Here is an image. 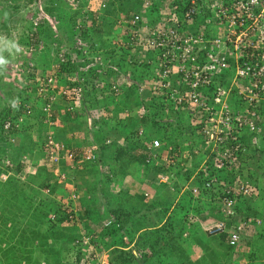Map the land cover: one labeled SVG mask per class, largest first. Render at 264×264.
<instances>
[{
  "label": "built area",
  "instance_id": "2783aa9c",
  "mask_svg": "<svg viewBox=\"0 0 264 264\" xmlns=\"http://www.w3.org/2000/svg\"><path fill=\"white\" fill-rule=\"evenodd\" d=\"M38 1V6L34 1L37 10L29 15L34 28L33 32H29L32 41L29 49L32 51L43 41L35 36L36 30L47 22H57L56 19L53 22L46 7L52 5L57 9L64 5L75 19L77 34L60 54L77 67L74 79L79 83L60 86L55 78L49 76L51 89L55 92L58 88L59 94L50 95L43 106L50 123L57 124L54 103L59 96L64 97L67 103L84 102L86 95L82 83L87 80L91 68L96 67L98 71L118 70L119 64L111 56L106 58L101 51L92 55L90 42L81 33L84 26L91 23L93 13L108 8L110 0H88L83 7L81 0ZM138 1V11L117 21L121 32L113 39V44L117 52L129 51L126 56L128 62L140 59L142 53L145 56L141 58L142 62L153 66L152 78L140 85L139 93L143 94L148 86L150 95L146 100L162 99L164 113L159 120L167 126L178 116L182 119L187 115L190 125L202 138L207 155L199 166L193 165L198 151L188 149L185 152L191 167L184 170L193 171L189 180L193 182L201 176V180L189 184L187 189L195 198L205 192L214 194L223 218L205 230L226 234L227 242L236 246L242 239L243 230L252 223V218L240 214L238 205L241 200H246L243 205L246 209L247 202L260 194L250 177L241 172V155L247 149L240 135L243 129L252 133L261 129L260 111L264 108V0ZM92 84H89L90 91L100 98V92L96 91L104 88L105 82L96 79ZM69 106L72 108V105ZM31 111L29 109L28 113ZM88 115L89 119L101 118L93 109L88 111ZM19 125L20 122L7 119L2 130L14 139L12 131ZM44 145L46 153L51 156L48 165L51 168L55 166V182L58 184L57 187L46 188L60 210L54 212L51 218L55 220L61 215L65 226H78L80 229V236L72 243V259L68 264H110L107 259L109 254L104 253L107 248L101 235L83 229L82 221L85 223L87 220L80 216L81 210L76 203L78 191L67 194V190L64 189V193L61 190L71 185L66 173L60 170L62 160H66L68 167H73L75 162H96L97 155L90 148L93 145L81 147L82 154H78L51 133ZM161 146L159 138L149 144L150 149ZM166 152L154 153L151 150L152 160L166 156L168 163L174 164L183 159L182 155L179 157L170 150ZM113 221L112 217L108 218L104 228L112 225Z\"/></svg>",
  "mask_w": 264,
  "mask_h": 264
},
{
  "label": "rangeland",
  "instance_id": "374dc122",
  "mask_svg": "<svg viewBox=\"0 0 264 264\" xmlns=\"http://www.w3.org/2000/svg\"><path fill=\"white\" fill-rule=\"evenodd\" d=\"M7 1L8 0H0V125L5 118L3 112L5 111L6 108L9 107L11 109V117L15 118L16 116H18V121L21 123L23 122L25 126L23 125L22 126L23 128H21V126L17 127V129L19 128L21 129L16 130L17 132L14 136V139H11L9 135H8L9 138H6L7 134L3 132L2 126H0V264H8L9 262L7 260V257L9 256H13V257L19 256L20 258L25 253H27L26 252L27 249L28 251H31L30 250L31 247L26 242H27V238H29V234L33 233L34 231L33 229L36 226V220H37L36 216H38L39 210L41 211L42 209L41 202L46 203L47 200L53 199L46 192V188L49 187L48 185H46V183L47 184H50V182L53 183L52 180L54 179V178L52 179L49 172L56 171L54 170L55 166L51 168L48 165L49 164L48 161L51 156L48 153H46V147L44 145L45 139H47L48 134L51 133L57 140L67 143L71 148L75 149L78 154L79 153L82 154L81 147L80 148L77 147V144H79V140H80L79 135L78 134L76 135V133H69V132L71 131L75 132L77 129L83 127L84 125L81 122L84 120L86 121V124L89 123V125H92L94 123V120H97L99 118L91 117L89 119V116L88 118L86 117L83 118L81 116L83 111L81 110L84 109L87 114L88 111L92 109L96 110L98 111V114H100L102 118L111 120L113 125H115V123H117L113 117L114 116L113 110L115 109V107L110 106L111 104L110 96L115 97L114 95H117L116 97L120 98L119 100H121L122 102L125 100V97L127 96L125 92L128 91L130 87H133L135 85L137 86V87L134 86L135 90L140 91V85L142 84V82H140L138 86L137 81H134L136 77L133 74V72H131V70L125 71L126 67L125 68L122 67L120 74L124 73L125 75L119 74L118 78L115 80H114L115 76H113V79L112 77H109L110 78L109 81L111 82L107 83V86H105L101 90L96 91L97 93L100 92V94H106V96L111 94L110 96H108V99L104 98V102L101 99L102 105H97V106L95 105L96 107L85 106L86 105L85 102H89L90 105L93 101H96L93 99L91 100V98L90 99L87 98V100L85 99L84 103L81 100H79L78 104H76L74 101H71L68 104H66L64 97L59 96L56 99V102L54 103V107L56 109L55 117H60L58 118L60 120L58 121L57 124H51L50 121L47 119L45 111L43 110L44 103L47 102V94L43 95V98L41 99L36 98L37 96H35V94L34 95L30 94L31 86L29 84L31 82L27 74L29 70H31L32 68V67L30 68V65H32V62H35V60L42 61V59H44L48 61L50 60L49 58H53L52 55L48 52L50 51V47H49L50 42L48 40L44 42L43 41L40 42L38 48H36V50L34 51L29 49L30 47L29 46L30 44L28 43L29 36L27 35L26 27L29 25V23H31L29 19V15L34 13L35 10H37L39 1L28 0L26 2V5L24 6L22 5L21 8L19 9L18 7L16 8L15 4H11V3L8 4ZM18 1L19 0H16V2ZM34 1L36 2L37 6L36 4H34ZM86 1L87 0H82L83 3L82 5H84ZM133 3L134 5H136L138 3V0H133ZM115 4L120 6L118 0L115 1ZM61 9H66V8H61ZM117 10L118 8L116 9L117 15L114 16L113 19V21L116 22V24L119 19L121 20L123 16L128 14L125 13L127 9L124 11L123 10L120 11V7H119L118 10L119 12ZM60 12L59 15L62 14ZM26 14H28V17H26L27 16ZM95 14H98V12H96ZM55 15L59 17L58 14ZM53 18L54 17L51 15V19L55 23V18L54 19ZM50 24L51 23H48L43 26L47 27V25L49 26ZM56 31L58 33L59 30ZM53 55H54V51H53ZM142 57L145 56L142 53H140L139 58ZM50 62L52 63V61ZM54 66H56L55 63L53 64V67ZM143 66L140 67L142 68ZM38 72L39 74H41V76H47L46 72H44L41 68L38 69ZM149 80L150 79L144 81L143 83H146ZM44 81L46 83V86L49 88L50 85L48 83V80H44ZM53 93L59 94V89ZM97 95L98 94H95L96 99L98 100L99 98H97ZM157 99L158 101L155 99H147V100L154 103L153 106L157 108L159 107L160 110L158 111L156 121L160 125L159 118L161 114L163 115L164 113L163 111L164 103L161 98L157 97ZM127 101L128 102L131 101L129 102L131 106L126 105ZM69 105H72V108H70ZM120 107H121V111L119 113L120 114L119 118L125 121L128 120L129 123H132L133 128H129L128 125H124L119 131V134H117V132L112 133V135L109 136V140L112 141L117 140V142L121 141L122 146L128 147L131 141H129V139L125 140V138H123L122 136L125 137L128 132L133 130L135 133L137 132L138 133L136 137L132 138V140L139 141V144L141 143H143V145L145 144L146 147L149 148V151L152 150V152L154 153H157V150L160 153H164L165 151V154H167L166 151L168 150L165 147L162 148L160 147L159 149H150L149 147L150 142L157 137H153L151 135L152 132L150 134L148 130L150 129L153 130L154 131L153 134H156L157 130L154 129L153 127L147 128V126L144 125L145 121H141V122L139 121V120H143L144 117L149 118L150 115L152 114V112L149 111L146 107V98H143L140 95V97H137V99L135 98H133V100L126 99L124 101V105H121ZM29 109L32 110L30 114L28 113ZM132 117L135 118L131 120ZM63 118L65 120H62ZM136 118L139 121L138 124H136L137 123ZM260 118H261V123H260L261 129L258 131V133L256 132L253 133L259 135L254 138L255 144H259L261 138L262 139L264 138L263 115L261 116L260 114ZM146 134L148 135V138H146L147 137ZM119 135L121 136L119 137ZM189 136L192 137L193 134L191 132L189 134L183 132V134L180 135L179 132L177 131L172 133L170 132L167 135L164 134L163 142L164 144L166 142L167 146L169 144H171L169 146H174L173 144H176L180 139L179 142L183 144V146H185L186 144H189V140H188ZM91 140H92L91 142L87 141L85 143H81V145H83V147L93 145L90 148H92L94 151L93 153L97 155L96 162L98 163L99 174H96L94 176L93 174L92 175L90 174L91 173L90 171H93L92 169L93 167L91 165L95 164L94 163L95 161L93 160L80 162V163L75 162L73 166L77 167L79 170H81V172H83V170H86V173L90 172L89 175H91V177L87 178V181L89 179L90 180L92 179L93 181V178L97 176L98 184L100 187L102 183L104 184V179L108 171L110 170V166L109 165L104 166L105 163L103 159L99 157L97 152L99 148L98 144L95 142V139L93 140L92 137ZM68 142H71V144H69ZM133 150L134 149L130 148L129 150L130 156L134 157V155L137 152L140 153V151L136 149L134 151ZM185 152L181 154L183 156V159H181V161H176L174 164H169L168 158L166 159V156L165 158H162L160 160H158L157 158L153 160L157 168L161 172L159 173V171H157L156 177L155 176L152 177V183L150 184V188H155V187L156 188L159 187L161 189L163 188L165 192L169 191V193L172 194L176 190L181 189V187H186V186L188 187L189 184L196 183V180L193 182L190 181L189 180L190 178H188L189 176L185 174L186 172L184 169L191 167L190 160L187 159L188 157H186ZM259 153L260 152H258V154ZM104 158L107 159L106 157ZM137 158L138 160H140L139 156ZM243 158L244 160L240 166L241 172L244 175H248L250 177V180L260 190V194L250 202L254 205L256 211L261 216L264 217V167H258L257 166L258 163L256 161L253 162L252 160H250L247 153L244 155ZM108 159H111V157L109 156ZM179 159L180 158H178V160ZM88 162L91 165H89ZM62 165H66V160L64 159L62 160V164L60 165V170H62V168L64 167ZM17 166H20L19 172L16 171ZM156 166H153L154 171L151 172H155ZM251 173L254 174L253 177H251L250 175ZM153 174L155 175V173ZM83 175L84 173L73 172V174H71L70 176V179L71 181L73 179L75 183H77V186H75L74 184L73 186L67 185V189L66 188L61 189L62 192L65 189L67 190V194H68V192L71 193L73 190H76L78 191V196H79V191L81 189V186L83 188H88V186H90L88 185L87 181L84 186L81 184L80 178ZM167 176H169L168 179ZM118 177L121 179V175H118ZM161 184H163L162 187ZM57 185L55 182L51 184V187H57ZM117 188L116 190H114V192H118ZM89 189L91 190L92 188L89 187ZM186 192L189 193L188 189H186ZM203 194L205 193H202V195H200L198 198L197 196L195 198L193 195H190L189 193L187 194L188 198H186L188 199V201H191L193 199L195 200L194 201L195 205H193L192 207L201 209L200 213L195 214L192 210V207L187 206L188 214L187 215L184 214L185 212L184 213L182 212L181 214L182 216L183 215L187 216L186 219H184L186 223H189L191 225L197 224L198 227L195 228L199 231L203 230L204 234L208 237L209 242H205V244L207 243L209 246L208 249L205 246H201L200 244V247H202V249L205 252L204 258L205 259L210 258L209 260H213V263L214 261H216L218 264H220L219 262L225 261V259L227 260L229 255L230 256L233 255L237 261V264H246V262L247 264H264V235H261L260 237L259 236L256 237L255 235L252 236V234L249 233L247 234L243 233L242 239L240 240V244L237 247H232L227 241H219V237H220L219 234L209 233L205 230L209 226H212L215 223H217L219 220H221L223 218V213L221 209L217 210V208L216 209L213 208L212 210V207L207 205V203L203 204V201H211L210 199L204 198ZM93 197L94 195H91V199ZM164 198H167L166 195H164ZM44 199L46 201H44ZM215 202L216 201L214 200V203ZM76 203L77 205H79V199H77ZM247 204L249 203L247 202ZM159 211H161V208H159ZM82 212L83 214L84 213L87 214L86 209H84ZM201 212H205L207 216L206 220L202 218ZM219 213L220 215H218ZM167 214L165 217H167ZM153 217L155 222L161 220V217L158 218L157 215L155 214L153 215ZM210 217L213 218L210 219ZM106 220L107 219H102L98 222L96 221V223L88 220V222L92 223V224L91 223L88 224V227L82 221V226L83 229H85L88 233L89 232L91 234L92 232H94L95 234L97 233V235H101L102 241L106 240V237L108 238L107 239L108 241L111 240V238L108 235L106 236L102 235L105 229L104 222ZM39 227L41 231L46 233L47 226L45 224ZM262 229H264V225L262 226ZM53 233L61 234V232L58 233V231L56 230H54ZM183 234L184 236L189 237L191 232L186 231L184 229ZM69 235H70L69 233L66 234V236ZM245 240L246 241L249 240L248 242H252V245L251 243L246 245L244 243ZM55 241L56 240H54V244L49 246V250L52 249V247H54V249L56 248L60 249L61 250V254H59L61 258L60 260L62 261L63 264H68L69 261L72 259L73 244L64 241L63 243H60L58 246H55L56 245ZM181 242L182 241L178 242L177 240L172 238H164L161 243L162 245L161 249L164 247V249L165 248H167L168 250L171 249L172 252L176 253V251H178L180 247ZM35 245H37V243H35ZM38 246H35L36 248L34 247L35 251L37 252L36 257L39 258L38 264H57L54 260H52V262L50 263L45 258L44 255L47 256L48 248L46 249H44L45 247L37 248ZM256 246H258L259 248L257 249ZM249 248L253 251L254 257L255 258L257 257L258 259L253 263L248 262L247 252H249ZM212 250L216 252L218 251L217 253L226 252V254L221 256H219V254L215 255V253L212 252ZM134 252H136V254H139L140 248L134 249ZM104 253L109 254V256H107V259L109 263L112 264L110 248H107L106 251H104ZM51 254L53 256V253L50 250L49 255ZM162 260L164 261L163 264L174 263V261L170 257ZM198 262L204 264V260L199 259ZM225 262L226 264L230 263L229 260ZM153 264L156 263L154 262Z\"/></svg>",
  "mask_w": 264,
  "mask_h": 264
},
{
  "label": "trees",
  "instance_id": "16d2710c",
  "mask_svg": "<svg viewBox=\"0 0 264 264\" xmlns=\"http://www.w3.org/2000/svg\"><path fill=\"white\" fill-rule=\"evenodd\" d=\"M115 1L117 0H111L110 1V5L108 8H103L102 10H100L98 12V14H94L93 13V20L91 22V24H87L86 26H84V28L81 30V33L83 35V37L85 36L86 38L89 39L91 45L89 47V51L91 52L92 55H95L96 53H99V51H101L103 53V55L108 58V56H111L113 58V61L118 63V70H111V69H106V70H102V71H98V69H96V67H93L90 69V71L87 74V80H85L82 84H84V88H85V95H86V100L87 98H91V100H96L93 101L90 105L89 102H85V106H90V107H96L98 104L100 103L101 100H97L96 96H95V92H91L90 88H89V84H92V81L96 80V79H102V81L105 82V86H107V83H110L111 81L109 77L115 76L116 78H118L120 72H121V68L122 67H126L125 71H129L131 70V72H133V74L135 75V79L134 81H137V85L139 86V83L144 81H147L148 79H151L153 76V66L147 64L146 62H142V59H138L135 58L130 62H128L126 60V56L129 54V51L124 49L121 52H117V47L116 45L113 44V39L118 35V32L120 31V29H116V22L113 21L114 16L117 15L116 9L120 7V11H124L127 9V11L125 13L128 14H133V11H138L140 9V5H139V1L136 5H134L133 0H118V2L120 3V6L115 4ZM64 8V5L59 6V8L56 9V7H53L52 5L47 8L48 11H50L51 13H55V11H57L55 14L59 15V9ZM117 10V11H118ZM119 12V11H118ZM61 15H59L58 19H59V32L58 34L54 35L50 25L47 27H41L39 29V33L36 34V36L39 38H43V42L48 40L50 42V51H48L53 58H49L50 60L46 61L44 59H42V61L39 60H35V62H32V65H30L31 70H29V72L27 73L29 78H30V88H31V93L32 95L35 94V96H37L36 98H43V95L47 94V100H48V96L55 94L53 93V90L51 89V87H47L46 83L44 80H48V77L52 76L53 78H55V81L58 85L60 86H66V85H76L79 83V81H76L74 79V75L77 71V67L75 66L74 63H72L70 60H67L65 57L66 56H61L60 52H63L66 50L67 48V44L69 43V41L71 40V38L75 35V32L73 31V20H74V15L71 14L69 12L68 9H61ZM104 27V28H103ZM55 43H57V45H55ZM52 49V52H51ZM53 51H54V55H53ZM50 55V57H51ZM55 59V60H54ZM52 61V63L50 62ZM54 61V62H53ZM56 64V66L53 67V64ZM144 65V66H143ZM131 66V69H130ZM140 66H143L142 68ZM41 68L44 72H46L47 76H41V74H39L38 69ZM138 70V72H137ZM49 75V76H48ZM120 75H125L124 73H121ZM146 84V83H144ZM135 86V85H134ZM130 87V89L128 91L125 92V94L127 95L126 97H128L129 95H133L135 94L137 97H140V95L143 98H147L150 95V92L148 91V86L145 87V91H143L141 93H139L138 90H135V87ZM58 89H56L57 91ZM111 94L107 95L106 94H101V99L104 102V98L108 99V96H110ZM110 96L111 97V104L110 106L115 107V109L113 110L114 113V120H116L117 123H115V125H113V123L111 122V120L109 119H104V118H99L97 120H94L93 125H95V127H99V130H95L93 132V136L95 139V142L98 144V155L100 158L103 159L104 161V166L109 165L110 166V170L108 171L107 175L105 176L104 179V188L108 193H104V197L106 198V205L108 207V212L110 214V217L114 220L112 222V225L106 227L104 229L103 232V236L108 235L111 240H108V238H106V240H103L104 243V247L105 248H110V254H111V259H112V264H153L154 263V259L157 257L159 259L160 256V250H161V243L162 240L164 238H172V239H177L179 241L184 242V244H187V241H190L189 237L184 236V229L186 231L191 232L190 237H193V239L195 240V242H197L199 245L201 244V246H205L207 249L209 248L208 244L205 242H209L208 237L204 234L203 230H197L196 228H188V224L186 223V221L184 219H186V215L188 214V209L187 206L184 205L185 204V199L186 197L182 198L174 208L172 210V212L169 214V216L166 219V222L161 226V227H157L155 226V228L152 229H147L145 232H142L141 234H139L137 240H136V245L140 248V252L139 254H136V252H134V248L133 249H123V248H119L118 245H124L126 242L124 241V237L125 234L126 236L129 238V241H132L135 237L134 234H136L140 229L144 228L146 224H154L156 223L154 221V217L153 215H157L158 218H165L166 214L169 212L170 207L173 203V199L172 198H160L159 200L158 198H156L155 200H153V202L148 205L146 203H144V199L145 197L148 195V192L144 193L143 195H139L138 196H134V198H136L135 200H138L136 205L133 206L134 208V214L130 213L128 214V212L124 213L122 210H120L119 205H117L115 203V200L113 199V195L110 193L109 188H110V184H112L115 181H118L119 177L118 175H120V173H118V170H121V175L125 174L126 172H128L129 169V165L134 161V159H136L138 156L140 158V160H138V158L136 159V162L139 163V165L143 166V168L146 170V173H150L151 171H154L153 166H156L155 162L152 159V153L151 151H149V148L146 147V145L143 143L139 144V141H134L132 140L133 137L137 136V133H135L133 130L128 132L127 135L123 138L129 139V141H131L130 145L128 147L122 146L120 143L117 142V140H110V142H107L109 139V136L112 135V133H116L119 134V131L121 130V128L124 125H128L129 128H133L132 123H129L128 120H122L121 118H119L120 116V111H121V105H124V101L127 99L125 98L124 101L121 102V100H117L118 97H116L117 95ZM136 97V99H137ZM95 98V99H94ZM135 98V97H134ZM123 99V98H122ZM84 103V102H83ZM66 104L67 101H66ZM96 105V106H95ZM129 105V102L127 101V104ZM154 103H152L149 100H146V107L149 111L152 112V114L150 115V117H144L143 120H139L141 121H145V126H147V128L149 127H153L154 129L157 130L156 134H153V130H148L149 133L151 134L152 132V136L153 137H157L159 139H161L162 141V147L167 148V150H170L173 154H177L181 155L185 152V150H197L198 153H196V156H194V161H193V165L195 167H197L198 165H200V163L203 161V159L206 157L207 155V151H205L203 149V141L202 138L196 134V132L194 131V128L190 125L189 119L187 115H184L183 118L181 119L179 116L177 117L178 119H175L174 122H171L170 124L168 123V125L166 126L164 121L160 120V125L157 123L156 121V117L158 115V111L160 110L159 107H155L153 106ZM130 106V105H129ZM123 108V107H122ZM157 108V109H156ZM81 111L82 114L81 116L84 118H88V114L86 113V111L84 109H82ZM261 116L263 115L264 117V108L262 107L261 111H260ZM4 115V120L3 122L6 121V119H12L13 121H16L19 123L18 121V116L11 117V109L8 107L5 109V111L3 112ZM135 118L132 117L131 120ZM137 119V118H136ZM261 119V118H260ZM135 120V119H134ZM138 119H137V123H139ZM3 122H1L2 129H3ZM82 124L86 123V121H82ZM151 124V125H150ZM24 125V123L20 122L21 128H23L22 126ZM97 125V126H96ZM25 126V125H24ZM110 126H115L110 128ZM165 126V127H164ZM19 129H14L12 134H16V130H20ZM179 132L180 135L183 134V132L186 133H192L193 136L192 137H188L189 140V144H186L185 146H183V144H181L179 141L176 144H173L174 146H169L171 144H169L167 146V143L163 142V136L164 134H169L170 132ZM182 133V134H181ZM95 134V135H94ZM147 135V134H146ZM156 135V136H155ZM121 136V135H120ZM241 139L243 140L245 147H246V152L247 155L249 156V159L252 160L253 162L256 161L258 164V167H264V138H261V141L259 144H255L254 142V138L256 136H259L258 134H253L252 132L248 131V129H243L242 133H241ZM6 138H9V136L7 135ZM148 138V135L147 137ZM9 140V139H8ZM166 141V140H165ZM128 142V141H127ZM192 142V143H190ZM11 143V142H10ZM181 144V145H180ZM133 146V147H132ZM136 147V148H134ZM130 148L132 149H136L138 151H140V153H136L133 156H130ZM142 150H140V149ZM182 148V149H181ZM185 148V149H183ZM133 150V151H134ZM132 151V150H131ZM157 152L159 153V151L157 150ZM258 152H260L258 154ZM244 153L241 155V161L243 162L244 160ZM112 155H114L113 157H116L115 160H113ZM111 157V159H108V157ZM104 157H106L107 159H105ZM121 160V164L119 166L118 161ZM95 164L91 165L93 168V171H90L88 173H86V170H83V172H81V170H79L77 167H68L66 165H62L64 166L62 168V172L66 173L67 175V179H70L71 174L74 173H84L85 174H99V170H98V163L94 162ZM64 164V163H63ZM20 166H17L16 171L19 172ZM119 169H118V168ZM90 169V168H89ZM118 169V170H117ZM77 171V172H76ZM157 171H159V169L156 166V174ZM93 172V173H92ZM161 171H159L160 173ZM190 178L191 174L193 173L192 170H187L185 171ZM152 174L154 172H151ZM50 176L52 177V181L54 182L56 180L55 178V174L54 171L53 172H49ZM127 174V173H126ZM251 177H253V173L250 174ZM154 177V176H153ZM187 178V179H188ZM120 180V179H119ZM201 180V176L196 178V181ZM50 184H47L48 186H51ZM163 184H161L162 187ZM191 195V194H190ZM204 198L210 199L211 201H203L204 203H207V205L212 207L217 210H220V205L218 202L214 203V194H207L205 192V194H203ZM127 199V195L124 196L123 195V201L122 203H124ZM205 200V199H204ZM44 201H46L44 199ZM213 201V202H212ZM246 200H241L238 207H239V211L240 214H242L243 216H246L248 218H252V223H251V227H246L243 230L244 234H252V236L256 235V233H259L261 231L260 229V225L258 224V220H261L260 218H258L259 216H261L255 209L253 204H248V207L246 209H243V205L245 204ZM157 202H161L162 207H161V211L155 210V206L157 204ZM250 203V202H248ZM42 209L41 211L39 210V214L38 216H36L37 220H36V226L33 229V233L29 234V238H27V242L28 245L31 247V251H28L27 249V253H25L22 257L19 258V256H9L7 257L8 260V264H38V260L39 258L36 257L37 252L35 251L34 247L38 246L37 248H42L45 247L44 249L48 248L47 250V256H45V258L51 263L52 260H54L57 264H63L62 261L60 260V255L61 254V250L56 248L54 249V247H52L51 252L53 253L49 255V246L54 244V240H56V245L58 246L60 243H63L64 241H67L69 243H73L75 241L76 238H78L80 236V232H79V227L78 226H65L63 224L64 222V217L63 216H59L57 217L55 220L51 218V215L54 212H60L58 204L53 200H47V202L42 203ZM120 204V203H118ZM122 205V204H120ZM144 209L147 210L146 214L144 213ZM156 211V212H155ZM153 212V213H152ZM184 213L186 215H183L181 213ZM87 214H83L82 211H80V216L83 219H86L87 221L85 222V225L88 227V224H90L91 222H88V220L95 222L96 221H100V218L98 217V213L97 212H93L92 210L88 209L86 211ZM150 214V216H149ZM212 214V212H211ZM132 216V224H128L127 220L129 219V216ZM217 215V214H216ZM220 215V213L218 214ZM217 215V216H218ZM130 220V219H129ZM160 220V219H159ZM262 221V220H261ZM45 224L47 227V231L46 233H44L43 231L40 230L41 225ZM153 226V225H151ZM262 228V227H261ZM189 229V230H187ZM195 229V231H194ZM260 229V230H259ZM56 230L58 231V233L61 232V234H55L53 233V231ZM193 230V231H192ZM36 232V233H34ZM69 233V236H66L67 233ZM125 234H124V233ZM66 233V234H65ZM55 234V235H54ZM219 241H227L226 239V234H220L219 235ZM103 238V237H102ZM249 240H245L244 243L247 245L249 243L252 242H248ZM35 243H37V245H35ZM205 244V245H204ZM240 244V242H239ZM238 244V245H239ZM236 246H232V247H237ZM36 248V247H35ZM251 248V247H250ZM249 248V252H247L248 254V262L249 263H253L255 261H257V257H254V253L253 251ZM258 249V248H257ZM34 250V251H33ZM149 250H151V252H148ZM206 251V250H205ZM212 252L215 253V255L219 254V256L221 255H225L226 252H220L217 253L216 251L212 250ZM152 253V254H151ZM141 255V256H140ZM51 260V261H50ZM208 260V259H207ZM230 261L231 264H237L236 259L234 258L233 255H229L227 260L225 259V261ZM209 261V260H208ZM225 261L219 262L220 264H226ZM210 262H212V264H218L216 261L211 260ZM229 263V264H230ZM211 264V263H209Z\"/></svg>",
  "mask_w": 264,
  "mask_h": 264
},
{
  "label": "crops",
  "instance_id": "0c3cea01",
  "mask_svg": "<svg viewBox=\"0 0 264 264\" xmlns=\"http://www.w3.org/2000/svg\"><path fill=\"white\" fill-rule=\"evenodd\" d=\"M134 97L136 99L137 96L135 94H133L132 96L129 95L128 97H125V98H127V100H133ZM99 99L101 100V97ZM119 99L120 98H118L117 100H119ZM129 102H131V101H129ZM101 103L102 102L97 103V104L102 105ZM129 105H130V103H129ZM58 112H59V110H58ZM56 118L57 119H55V120H57V121L60 120V119H58L60 117H56ZM62 120H65V119L63 118ZM83 125H84L83 127H81L80 129H77L75 132L74 131L69 132V133H76V135L77 134L79 135L80 140H79V144H77L78 148L83 147V145H81V143H85L87 141L91 142L92 141L91 137L94 140L93 132L95 130H99L98 129L99 127H95V125H93V124L89 125V123L88 124L84 123ZM110 127L112 128L115 126H110ZM119 137H120V135H119ZM84 139H85V141H84ZM75 140H76V138H75ZM75 140H74V142H75ZM68 143L71 144V142H68ZM118 143L121 144V141L120 142L118 141ZM113 156L114 155H112V157ZM134 158H136V157H134ZM115 159H116V157H113V160H115ZM136 159L129 165L128 172H126L127 174L126 173L122 174L123 176L121 175V170H118L119 168L117 167L118 173H120V175H121V179L120 178H119L120 180L118 179L117 184H116V181L113 182L111 184V187L109 188V191L113 195V199L115 200V203L117 205H119L118 208H120V210H122L124 213L128 212V214H130L133 212L132 214H134V211H135L134 208L135 207H133V206H135L137 201H138V200H135L136 198H134V196L139 197V195H143L145 192L146 193L148 192V195L144 199V203L150 205L153 202V200H155L156 198H158V200H159V197L163 198L164 195H166V197L173 199V203H172L170 210L167 214V217H168L169 214L171 213V211L173 210V208L177 204H179L178 202L182 198H184V197L188 198L187 194H189L190 192L189 193L186 192L187 186L181 187V189L176 190L172 194H170L169 191L165 192L163 190V188L162 189L159 187L150 188V184L152 183V177L153 176L156 177V172H154L155 175L152 174L151 172L146 173L145 172L146 170L143 168L142 165L140 166L139 163L136 162ZM118 163L120 166L121 160H119ZM73 167H75V166H73ZM89 177H91V175L88 174V176H87V174H85L80 178L81 179L80 182L83 186L86 184L87 178H89ZM77 179H79V178H77ZM69 181L73 182V183H71L70 186H73V184L75 186H77V183H75V181L73 179H72V181L71 180H69ZM87 183L90 186H88V188H83L81 186V189L79 191V197L80 198H78L79 199V205L78 206H79L80 210L83 211L84 209H86V211H87L88 209H90L93 212L98 213V217L100 218V220L108 219V217H110V214L108 212V207L106 205V201H105L106 198L103 195L104 193L107 194L108 192L105 189H103L104 184L100 183L101 186L99 187L97 176H95L93 178V181H92V179L91 180L89 179L87 181ZM89 187H91L92 189L90 190ZM116 188L118 189L117 190L118 192H114V190H116ZM91 195H94V197L92 199H91ZM123 195L124 196L127 195V199H128L126 201L124 200L125 201L124 203H122ZM194 201H195L194 199L191 201H188V199H185L184 205H186L188 207H192L193 205H195ZM118 203H120L122 205H120ZM162 204H161V202H157V204L155 206V210H159V208L162 207ZM203 204H204V202H203ZM192 210L195 214L200 213V211H201V209L194 208V207H192ZM146 212H147V210L144 209L145 214H146ZM132 216H129L130 220L129 219L127 220L129 225L132 224V220H133ZM149 216H150V214H149ZM201 216L204 220H206L207 216H206L205 212H201ZM167 217H165L164 219L161 218L160 221H157L154 224H146L144 228L140 229L136 234H134L135 237L132 241H129V238L123 232L125 234L124 241L126 243L124 245L119 244L118 247L126 249V250L133 249V248L138 249L139 247L136 245V240H137L139 234H141L142 232H145L147 229L150 230L152 228H155V226H156V228L161 227L166 222ZM212 218L213 217H210V219H212ZM258 218L263 220L260 223H258L262 227L264 225V219H263L264 217L259 216ZM187 224H188V228H195V227L197 228L198 227L197 224H193V225H191L189 223H187ZM151 225H153V226H151ZM260 229H261V231L259 233H256V235H255L256 237L257 236L260 237L261 235H264V229H262V228H260ZM189 238H190V241H187V244H184V242L180 243V247H179L178 251H176V253L172 252L171 249L168 250L167 248L164 249V247H163L160 250L159 259L156 257L154 262L156 264H163L164 261L162 259H167L170 257L174 261V263H171V264H198L199 259L204 260V264H209L210 263L209 261H211V260H209L210 258H208V260H209L208 261L207 259L204 258L205 252L202 249V247H200V245L197 242H195L193 237L189 236ZM177 241L180 242L179 240H177ZM258 246H256V248H259ZM148 252H151V250H149ZM199 264H201V263H199ZM211 264H212V262H211Z\"/></svg>",
  "mask_w": 264,
  "mask_h": 264
},
{
  "label": "clouds",
  "instance_id": "9594fccd",
  "mask_svg": "<svg viewBox=\"0 0 264 264\" xmlns=\"http://www.w3.org/2000/svg\"><path fill=\"white\" fill-rule=\"evenodd\" d=\"M88 1V0H87ZM86 1V2H87ZM111 1V0H110ZM9 3H11V4H15L16 5V8L18 7V9L19 8H21V6L23 5H26V1H24V0H19L18 2H16V0H12V1H10ZM110 3V2H109ZM83 3H82V0H81V6L83 7L84 5H82ZM109 6H110V4H109ZM108 6V7H109ZM46 8H49V7H46ZM59 11H60V9H59ZM52 16H54L55 17V19H56V23L55 24H50V25H52V26H50L51 27V29H52V31H53V33H54V35H56V34H58L57 33V31L56 30H58L59 29V19H58V17L55 15V13L57 12V11H55V13H51L50 11H48ZM70 13H71V11H69ZM97 12H99V11H97ZM136 11H133L132 13H135ZM96 13V12H95ZM94 13V14H95ZM27 15V14H26ZM74 15V14H73ZM127 15H130V14H127ZM26 17H28V16H26ZM124 17V16H123ZM92 20H93V15H92V17H91V22H92ZM120 20V19H119ZM30 21H31V19H30ZM75 19L73 20V31L75 32L76 30H75V27H74V25H75ZM48 23H50V22H47V24ZM89 24H91V23H89ZM88 24V25H89ZM87 25V24H86ZM42 27H45V26H42ZM57 27V28H56ZM41 28V27H40ZM40 28H38V30H36V34H38L39 33V29ZM116 29H120V31L118 32V34L121 32V28L119 27V25L118 24H116ZM26 31H27V35L29 36L28 37V43L30 44V43H32V41L30 40V35H29V32H33L34 31V28H33V25H32V22L31 23H29V25L26 27ZM38 32V33H37ZM59 32V31H58ZM36 34H35V36H36ZM77 34V32H75V35ZM74 35V36H75ZM73 36V37H74ZM72 37V38H73ZM71 38V39H72ZM41 40L43 39V38H40ZM84 39L85 40H87L88 42H90L89 41V39L88 38H86L85 36H84ZM28 44V45H29ZM90 45H91V43H90ZM97 98H98V96H97Z\"/></svg>",
  "mask_w": 264,
  "mask_h": 264
},
{
  "label": "flooded vegetation",
  "instance_id": "af4514ba",
  "mask_svg": "<svg viewBox=\"0 0 264 264\" xmlns=\"http://www.w3.org/2000/svg\"><path fill=\"white\" fill-rule=\"evenodd\" d=\"M12 1V0H8L7 3L9 4V2ZM14 4V3H13Z\"/></svg>",
  "mask_w": 264,
  "mask_h": 264
}]
</instances>
